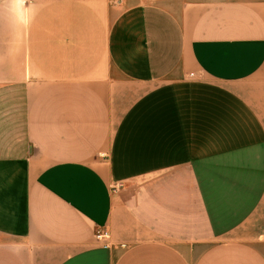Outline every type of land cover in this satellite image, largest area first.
<instances>
[{
    "label": "crops",
    "instance_id": "obj_1",
    "mask_svg": "<svg viewBox=\"0 0 264 264\" xmlns=\"http://www.w3.org/2000/svg\"><path fill=\"white\" fill-rule=\"evenodd\" d=\"M0 264H264V0H0Z\"/></svg>",
    "mask_w": 264,
    "mask_h": 264
},
{
    "label": "built area",
    "instance_id": "obj_2",
    "mask_svg": "<svg viewBox=\"0 0 264 264\" xmlns=\"http://www.w3.org/2000/svg\"><path fill=\"white\" fill-rule=\"evenodd\" d=\"M97 237L100 238V239H104V240H107L108 241V238H109V232L107 230H99L97 232ZM109 244L106 242L105 243V246H108Z\"/></svg>",
    "mask_w": 264,
    "mask_h": 264
}]
</instances>
